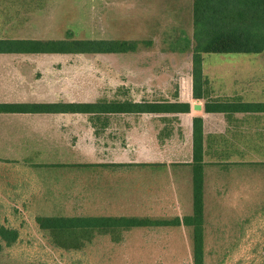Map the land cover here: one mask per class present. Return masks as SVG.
<instances>
[{
    "label": "rangeland",
    "instance_id": "rangeland-1",
    "mask_svg": "<svg viewBox=\"0 0 264 264\" xmlns=\"http://www.w3.org/2000/svg\"><path fill=\"white\" fill-rule=\"evenodd\" d=\"M192 10L193 0H0V39L136 42L137 50L127 54L31 58L46 66L47 82L38 91L46 98L55 96L78 103L103 99L163 101L172 96L162 91L171 84L149 80L188 71L191 54L182 53L181 48L182 38L192 39ZM175 46L177 49L171 50ZM204 58V68L210 72H231L230 80L224 81L230 92L264 103V55ZM259 117L258 122L252 117L237 119L242 124L236 129L245 133L239 145L246 146L244 136L250 132L264 133V115ZM150 122V117H114L112 128L100 132L97 139L89 117L78 115L76 184L74 177L58 179L60 173L54 169L0 160V225L19 232L11 248L0 238L4 246L0 264H193L192 230L184 225L134 229L119 241L112 236L97 237L80 251H65L52 246L36 223L40 215L156 220L191 216L193 196L185 186L176 187V196L171 197L159 183L150 196L144 195V191L131 189L130 170L121 173L117 196L111 187L113 181L101 169L78 170L86 166L83 164L110 159L115 155L111 153L114 144H118L124 160H132L133 143L121 140L133 124ZM106 136H119L120 140L107 143ZM229 142L234 144V139ZM228 160L245 164L223 167L212 157L204 161L206 264H264V165H249L264 162V158L246 154L243 160Z\"/></svg>",
    "mask_w": 264,
    "mask_h": 264
},
{
    "label": "trees",
    "instance_id": "trees-1",
    "mask_svg": "<svg viewBox=\"0 0 264 264\" xmlns=\"http://www.w3.org/2000/svg\"><path fill=\"white\" fill-rule=\"evenodd\" d=\"M192 39L182 38L181 52L191 54L194 97L207 84L203 74L206 55H264V0H193ZM138 44L126 41H37L0 39V55H109L135 52ZM175 46L171 50H176ZM179 48V47H178ZM190 106L151 102L140 103L131 99H103L93 103L75 104H0V114H77L88 116L95 134L111 126L112 118L144 114L188 113ZM206 112L245 113L254 122L264 115V103H243L237 100L207 102ZM255 118V119H253ZM249 120V119H246ZM245 121V120H244ZM229 134V132L227 133ZM236 137L234 144L222 141L219 147H205L203 120L194 119L193 148V214L183 220H156L140 217H70L40 215L36 218L39 229L49 238L52 246L65 251H80L97 237L112 236L119 241L124 233L141 228L180 227L192 230L193 264H206L205 253V175L204 159L212 157L219 164L244 166L243 162H230V157L243 160L247 155L264 158V133H248L246 146L239 145L243 134L230 132ZM226 140L224 136H219ZM255 141V143H252ZM231 145V146H230ZM2 162V161H1ZM248 164V163H246ZM249 165H264L253 162ZM78 167V166H77ZM89 166L78 168L84 171ZM41 168V167H40ZM53 168V167H50ZM0 238L5 247H13L18 239L17 229L0 225ZM4 246L0 244V254ZM44 264V263H43Z\"/></svg>",
    "mask_w": 264,
    "mask_h": 264
},
{
    "label": "crops",
    "instance_id": "crops-1",
    "mask_svg": "<svg viewBox=\"0 0 264 264\" xmlns=\"http://www.w3.org/2000/svg\"><path fill=\"white\" fill-rule=\"evenodd\" d=\"M0 56H6L0 58V104L78 103L75 100L60 99L55 96L46 98L44 93L38 91L39 86L41 89V86L47 82L44 80L46 66L31 58L46 55L4 54ZM6 59H12V61L5 62ZM229 65L226 63V68ZM41 72L44 74L42 75ZM203 74L208 82L199 89L197 98L194 97L192 63L188 66V71L182 75L163 80H161L163 76H156L155 80L150 79L149 81H156L157 84H160V81L162 84H171V87L167 88L168 91H162L172 95L168 100H151V102L188 105L190 111L139 116L140 120L150 117L151 122L148 125L133 124L127 131V138L123 137L121 140L133 143L132 160H124V157L120 155L122 152L118 144H114L116 147L112 146L111 153L115 155H111L110 159L101 163L83 164L89 166L87 171L101 169L106 178L114 182H111V187L118 192L114 193L117 196L121 173L131 170L133 191L139 189V192L144 191V195L150 196L156 186L163 183L164 190H167L171 197L176 196V187L179 190L183 186L188 188L192 197L194 119L203 120L204 148L210 147V144L211 147H218L222 141L230 143L229 141L234 139L236 142V137H232L230 132H236V128L241 127L242 122L237 119L245 117L246 114L234 113L232 118H228L225 113L206 112V103L230 100L254 103L241 94L230 92L227 82L230 80L231 72L216 74L210 72L209 68H204L203 63ZM77 117V114L71 113L0 114V160L34 165L46 170L54 169L56 173H60L56 174L59 176L58 179L64 176L68 181L74 177L76 184ZM90 128L93 129L92 125ZM110 128L112 126L103 130L102 134L107 133ZM115 129L118 131L120 128L115 127ZM16 132V137H13L12 135ZM219 136H224L226 140ZM96 138L98 139L97 136ZM104 139L107 143H118L120 137L106 136ZM41 157L45 160H41ZM71 158H73L72 162ZM36 159L38 160L35 162Z\"/></svg>",
    "mask_w": 264,
    "mask_h": 264
}]
</instances>
